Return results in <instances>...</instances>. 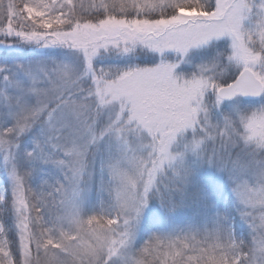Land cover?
<instances>
[{
	"label": "snow or ice",
	"instance_id": "snow-or-ice-1",
	"mask_svg": "<svg viewBox=\"0 0 264 264\" xmlns=\"http://www.w3.org/2000/svg\"><path fill=\"white\" fill-rule=\"evenodd\" d=\"M0 9L6 24L0 26L5 38L0 44L12 38L78 50L93 85L82 96L73 69L44 65L46 86L34 78L30 87L21 90L17 82L8 93L13 123L0 130V152L11 192L6 200L0 187V264H264V107L237 109L236 116L222 113L215 123L209 110L210 102L214 108L236 97H264V0L259 6L254 0H102L89 5L95 9L91 14L83 4L78 10L74 0L20 5L10 0L6 6L0 0ZM222 38L231 41L228 61L237 70L230 82L207 67L192 75L177 71L190 52ZM113 48L124 53L144 48L163 59L117 73L94 68L101 50ZM170 54L177 57L174 63ZM16 71L31 76L33 66ZM4 79L11 83L13 77ZM101 109L117 115L97 133ZM36 125L48 131L83 126L93 141L111 135L124 147L134 137L146 142V152L128 157L126 166H113L108 193L113 203L106 207L101 201L98 210L88 212L83 163L69 185L45 180L33 188L32 171L14 161L18 138ZM178 141L190 155L176 171ZM204 167L233 178L242 215L255 233L251 243L237 237L231 218L215 205L194 207L189 190L203 184ZM170 168L175 175L161 183ZM253 175L256 182L249 184L245 178ZM152 198L169 219L138 240ZM179 217L183 223L174 222Z\"/></svg>",
	"mask_w": 264,
	"mask_h": 264
},
{
	"label": "rangeland",
	"instance_id": "rangeland-1",
	"mask_svg": "<svg viewBox=\"0 0 264 264\" xmlns=\"http://www.w3.org/2000/svg\"><path fill=\"white\" fill-rule=\"evenodd\" d=\"M9 2L10 0H3L5 6ZM11 2L20 5L23 0H11ZM74 2L77 4L78 10L79 5L83 4L85 11L91 14L95 9L89 10V5L100 4L102 0H74ZM103 2L118 3L120 0H103ZM254 2L259 6L262 0H254ZM115 14L119 15L118 10ZM13 24L16 25L15 19ZM0 26L6 27L3 9H0ZM4 39V37H0V40ZM230 44V40L222 38L193 50L180 61L177 71L184 75H192L198 72L201 67H207L212 69V74L216 75L222 82L225 80L230 82L233 74L237 71L228 61L231 52ZM159 58L163 59L161 54L144 48H136L129 53L113 48L101 50V53L94 59L93 66L97 70L103 68L117 73L129 68L156 63ZM168 58L172 59L170 62L173 63L177 59L174 54H170ZM57 64L67 65L75 71L80 78L79 87L85 90L81 92L82 96L87 94L88 88L93 87L91 77L86 71L83 54L78 50L67 47L44 48L22 44L12 38H7L6 43L0 44V66L5 68V71H0V130L11 127L13 123L6 110L9 99L8 93L13 91V84L20 83L22 90L30 87L35 78L39 86H46V82L43 80L44 74L40 68L44 65L54 66ZM22 65L33 66V75L29 76L17 72L16 68ZM5 76L13 77L12 82L5 81ZM209 97L214 100L211 92ZM261 107H264V97L253 102H246L238 98L230 103L223 102L214 108L211 107L210 102V118L215 123L218 119L223 120L222 113L236 116L237 109L250 112ZM116 115L113 111L101 109L95 124L96 132L98 133L102 127L115 121ZM92 119L97 118L93 115ZM17 145L13 159L22 170L32 171L30 184L33 188L43 187L45 180L49 185L57 183L69 185L73 171L79 169L83 163L84 187L86 189L84 207L88 212L98 210L101 201L106 207L113 203V199L108 194L112 188L110 177L113 166L118 162L126 166L128 157L146 152V142L142 145L134 137L128 138L127 147L120 145L116 138L111 135L93 141L92 135L83 131V126L73 129L58 126L55 131H48L41 125H36L18 138ZM81 150L83 155L80 154ZM173 151L180 157L174 165L175 170L179 171L190 154L186 153L185 146L180 141L174 145ZM4 156L5 154L0 152V187L5 189V198L7 199L11 192V179L8 175ZM225 163L229 167L232 166L227 160ZM202 173L205 178L203 184L189 190V198L195 202L194 207H199L201 204L215 205L221 213L227 214L231 218L237 237L246 245L251 243L255 233L250 221L242 215L244 206L233 191V178L229 177L226 172H219L215 168L204 167ZM174 175L175 171L172 168L168 169L161 183H169V177ZM245 179L249 184L256 182L255 175ZM70 196L71 191H69L66 199H70ZM50 211L53 210L50 209ZM56 211L59 212V210ZM168 219L160 209L159 200L157 198L150 199L144 212L138 240H146L153 231L162 223L167 222ZM183 219V217L175 218L174 222L183 223ZM196 219L198 222H202L204 217L200 216Z\"/></svg>",
	"mask_w": 264,
	"mask_h": 264
},
{
	"label": "water",
	"instance_id": "water-1",
	"mask_svg": "<svg viewBox=\"0 0 264 264\" xmlns=\"http://www.w3.org/2000/svg\"><path fill=\"white\" fill-rule=\"evenodd\" d=\"M243 98L246 99V100H255V99H258L259 97H251V96H249V97H243ZM233 99H231V100H225V101H232Z\"/></svg>",
	"mask_w": 264,
	"mask_h": 264
},
{
	"label": "trees",
	"instance_id": "trees-1",
	"mask_svg": "<svg viewBox=\"0 0 264 264\" xmlns=\"http://www.w3.org/2000/svg\"><path fill=\"white\" fill-rule=\"evenodd\" d=\"M7 199H8V198H7ZM7 199H6V200H7Z\"/></svg>",
	"mask_w": 264,
	"mask_h": 264
}]
</instances>
